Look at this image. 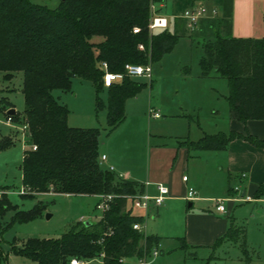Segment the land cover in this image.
Instances as JSON below:
<instances>
[{"label":"trees","instance_id":"obj_1","mask_svg":"<svg viewBox=\"0 0 264 264\" xmlns=\"http://www.w3.org/2000/svg\"><path fill=\"white\" fill-rule=\"evenodd\" d=\"M160 0H60L55 7L31 0H0V72L10 79L21 72V113L6 114L12 104L0 98V109L12 121L25 124L34 148H24L20 160L22 196L33 197L51 191L72 194L109 193L107 208L94 221L77 220L56 237H27L11 251L38 264H69L70 257H93L102 252L101 264H121L127 256L147 255L157 245L159 235L144 233L131 226L142 222L140 215L125 208L123 194L143 190V184L119 176L99 162L98 138L124 118V100L134 95L143 82L123 75L103 86L101 62L110 71L122 72L123 63L158 60L181 35L175 18L172 30L149 32L146 24L149 3ZM212 39L200 42L199 76L210 72L226 80L225 99L230 118L264 119V35L236 37L230 33L231 0H221ZM133 26L137 31H132ZM141 44V47L138 46ZM72 76L93 83L95 110L105 107V126H71L66 123L67 108L51 92L68 90ZM106 88L105 104L98 92ZM241 137L264 147V138L249 132H203L196 139H181L187 149H223L228 141ZM13 141L0 137V149ZM2 187V186H0ZM227 192H232L228 184ZM264 193V182L255 194ZM12 207L0 196V213ZM42 208L37 200L26 210L16 209L11 220L26 221ZM244 240L243 230L229 223L213 244L222 240ZM179 247L185 248L182 237ZM192 254V253H191ZM0 257L3 258L0 252Z\"/></svg>","mask_w":264,"mask_h":264},{"label":"rangeland","instance_id":"obj_2","mask_svg":"<svg viewBox=\"0 0 264 264\" xmlns=\"http://www.w3.org/2000/svg\"><path fill=\"white\" fill-rule=\"evenodd\" d=\"M31 1L52 8L60 0ZM163 5L166 6L164 14L170 20L168 28L172 30L171 14H180L185 5L181 0H164ZM158 30L161 29H154ZM199 56V45L196 42L190 43L188 37L181 36L159 60L150 62L151 80L143 76L131 77L143 82V85L127 98L124 123L117 130L108 133L101 129L99 144L116 148L122 139L135 143L134 148L125 153L130 158L140 160L143 165L147 158L148 144H178L181 139H195L203 132L226 131L228 107L222 94L228 91L227 82L224 78H217L214 89L210 90L207 85L209 82H203L198 75ZM20 82V71H15L10 79H4L0 72V98L8 100L19 114L23 108ZM51 92L55 98L59 95L57 100L67 108L66 123L83 127L105 126L101 110L103 107L95 110V90L90 80L72 76L68 90L54 88ZM98 96L104 103L106 97L103 90L98 92ZM149 107L156 109L160 115L148 116ZM3 132L7 134H0V137L5 136L14 141L0 149V185L7 184L0 187V196L5 194L12 205L0 213V252L3 255V258L0 257V264H38L23 254L11 251L10 246L19 245L27 237H56L77 220L94 221L100 215V210L95 207L98 198L90 194L51 191L41 192L33 197L22 196L18 192L21 187L19 164L22 149L29 148L31 141L27 129L18 121L7 122L4 111L0 109V133ZM191 158L188 161L189 176L190 168L199 170L197 166L201 160ZM194 176L199 182L203 179L201 174ZM214 184L215 187L210 191L216 194L217 180ZM187 187L194 191L195 197L201 195L193 186ZM223 193L235 196V193L225 191V187ZM37 200L41 201L42 208L36 216L26 221L11 220L16 209L26 210ZM224 203L227 204L226 201ZM256 208L258 207L251 210L250 202L233 205L231 213L245 228L244 240L239 237L236 241L227 240L218 245L213 244L215 238L211 243H205L203 237L206 236L205 229L210 226V220L201 214L202 205H197L196 202L187 207L183 200L182 204L173 203L166 207L161 214L149 215L145 223H142L143 230L163 236V239L156 246V255L145 257V264H264L263 227L260 218H254L253 213L250 214ZM177 237L183 238L185 248L179 247ZM141 259L131 255L124 257L121 264H143Z\"/></svg>","mask_w":264,"mask_h":264},{"label":"crops","instance_id":"obj_3","mask_svg":"<svg viewBox=\"0 0 264 264\" xmlns=\"http://www.w3.org/2000/svg\"><path fill=\"white\" fill-rule=\"evenodd\" d=\"M220 1L221 0H181V3L185 5L184 8L188 7L191 4H201L205 7L204 14L199 17L198 21L192 27H189L185 20L179 17V14H171L172 27L175 18H178L181 22V35L179 37L186 36L190 40V43L196 42L199 45L200 54V42L204 39H212L216 31L221 33V29L216 27V18L219 17L221 13ZM163 3L164 0H160L156 1L155 5L157 7V11L165 16L164 13H166V11L163 9L166 6L163 5ZM212 7L216 9L215 13L211 12ZM263 14L264 0H231V35L236 37H259L264 35ZM167 21L168 23H170V20L167 19ZM167 29H169L168 25ZM151 77L152 71L150 80ZM199 77L204 80L203 82H209L207 85H209V88H211L210 90L214 89L213 85L217 82V78H222L217 76L214 72H210L208 76ZM102 90L105 93L106 97V88L103 87ZM225 94L222 95L225 96ZM56 97L57 99H59V95H56ZM127 98H125L124 100V118L110 131L117 130V128L120 127L121 124L126 120L125 105ZM104 101L106 100L104 99ZM214 109L215 108H213V110ZM101 110L104 113L105 117V107H103ZM67 124L70 125L68 122ZM10 126L12 128L14 127L13 125ZM229 129L240 131L242 133L247 131L253 136L264 138V119L247 118L244 121H240L234 118H230L227 108L226 131L224 132H227ZM9 132H11V130L7 133ZM7 133L3 132L0 134ZM134 145L136 144H132L130 141L122 139L121 143L118 144V147L108 148L104 144L103 146L100 145L98 138V152L99 154L103 153L105 155V158L100 161V165L102 167L112 165L114 171L119 176L141 182L143 184V189L150 194L155 192V184L158 182L163 183L167 186L168 191L162 203L154 207L149 215L154 216V214H161L162 211L166 209V207L172 205L173 203L182 204L183 200L186 201L187 207L196 202L197 205H202L203 211L201 214L207 216L210 220V226L208 227V229H205L206 236L203 237V239L205 243H211L214 238L224 233L230 222L236 226H239L243 230L244 235V225L236 220L231 211L233 209V205L235 204L250 202L251 210L255 209V207H258L254 212H250V214L253 213L254 218H260V224H262V229L264 232V193L255 194L257 185L264 182L263 146L254 145L241 137H234L230 139L223 149L217 150L187 149L184 144L180 143V141H178V144H170L165 146L154 143L153 145L148 144V146L146 147L147 158L145 164L142 165L140 163V160L138 161L134 158H130L129 155L125 153L134 148ZM194 151H197L199 153H192ZM191 157L198 158V160L201 159L202 161L200 160V165H196L200 171L192 167V169L190 168L189 176V174L187 173L189 166L188 161L192 160ZM197 174H201V176H203V179L200 180V182L199 180H197L196 176H194ZM183 175L185 176V178H183ZM216 180L217 193L213 194L210 189L215 187L214 182ZM228 184L233 189L230 193H235V196L233 197L226 196L223 193L224 187L225 191H227L226 188ZM4 185L7 184H1L0 186ZM187 185L193 186L197 191L201 193V195L196 197L194 196L192 199H186L185 191ZM90 195L98 198L97 194ZM244 195H247L249 198L243 199L242 196ZM217 197L223 198V211H217L214 208V199ZM225 201L227 202L226 205L224 203ZM213 211L218 214H214ZM133 213L140 214L141 211L139 209H133ZM149 215L144 218L143 222L146 221ZM185 225L187 226V221ZM144 233L155 234L146 230L144 231ZM162 239L163 236H160L158 244ZM223 242H227V240L224 239L218 244H221ZM145 262L143 264H145Z\"/></svg>","mask_w":264,"mask_h":264},{"label":"built area","instance_id":"obj_4","mask_svg":"<svg viewBox=\"0 0 264 264\" xmlns=\"http://www.w3.org/2000/svg\"><path fill=\"white\" fill-rule=\"evenodd\" d=\"M215 11L216 9L212 7L211 12L215 13ZM204 12H205V7L203 5L191 4L182 10V12L179 14V17L183 18L189 27H192L198 21L199 17H201L204 14ZM167 25H168L167 18L157 11L155 2H150L149 17L146 24L148 31L152 32L154 31V29H165L167 28ZM131 30L137 31V27L133 26ZM138 46L141 47V44H138ZM150 64H151L150 62H146V63L125 62L123 63V71L115 72L108 70L106 68L105 62L102 61L100 64L103 69L101 74L102 85L107 86L112 82L119 81L123 75H127L129 77L143 76L149 80L151 76ZM147 114L150 117H158L160 115L159 112L152 107H149L147 109ZM5 119L7 122L12 121L8 115L5 116ZM21 126L26 128L25 124H21ZM30 147L34 148V145L31 144ZM104 158L105 155L103 153L99 154V162L102 161ZM106 167L110 170H114L112 165H107ZM183 178H185L184 175ZM167 191H168L167 187L163 183L158 182L155 184V192L152 194L148 193L144 189L141 191H136L134 193L123 194V196L125 197V208H127L131 213H133V209H139L141 213L137 215H140L144 220V218L150 214V212L154 207L162 203L164 197L167 194ZM18 192L20 193L23 192L22 186L20 187ZM97 195H98V199L95 203V207L100 210V214H101V212L107 208V202L110 199L111 194L98 193ZM193 197H194V191L190 187H187L185 191V198L192 199ZM242 198L247 199L249 197L247 195H244L242 196ZM222 200L223 198L220 197L214 199V208L217 211L224 210V205ZM142 223L143 221L142 222L135 221L131 223V226L138 230H143ZM156 246L157 245L151 246L149 253L141 257L142 263L146 261L145 257L156 255L157 253ZM101 256H102V252H99L98 255L93 257H86V258L70 257L68 259V262L69 264H101L102 262ZM122 259L123 258H119V260Z\"/></svg>","mask_w":264,"mask_h":264},{"label":"water","instance_id":"obj_5","mask_svg":"<svg viewBox=\"0 0 264 264\" xmlns=\"http://www.w3.org/2000/svg\"><path fill=\"white\" fill-rule=\"evenodd\" d=\"M13 111H14V108L13 107H9L6 111H5V113L6 114H9V113H13ZM189 204V203H188ZM89 220H84L83 222L84 223H87Z\"/></svg>","mask_w":264,"mask_h":264}]
</instances>
